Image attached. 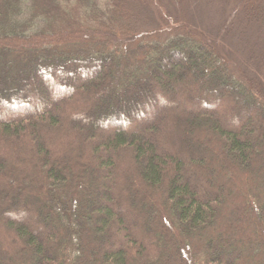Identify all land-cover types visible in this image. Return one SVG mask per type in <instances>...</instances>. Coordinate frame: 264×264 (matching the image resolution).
I'll use <instances>...</instances> for the list:
<instances>
[{"label": "trees", "instance_id": "1", "mask_svg": "<svg viewBox=\"0 0 264 264\" xmlns=\"http://www.w3.org/2000/svg\"><path fill=\"white\" fill-rule=\"evenodd\" d=\"M179 1L0 0V264H264V0L190 6L234 5L249 74Z\"/></svg>", "mask_w": 264, "mask_h": 264}, {"label": "rangeland", "instance_id": "2", "mask_svg": "<svg viewBox=\"0 0 264 264\" xmlns=\"http://www.w3.org/2000/svg\"><path fill=\"white\" fill-rule=\"evenodd\" d=\"M193 0H188L187 2H186V0H185V5H183V3H184V1H182V0H180L179 1V3L177 2V5H174L173 4V6L171 5L170 7H171V9H172V12H174L175 14H177L179 17H180V23L181 24H183V25H186V26H188L187 25V23L186 22H189V21H191V18L192 17H194V19H195V21H196V23L198 22L197 21V19H200V13H201V16L203 17V18H205V20L207 21V23H209L208 25L210 26V28L212 29H215L214 30V32H212V30H207L206 29V32H207V34H210V35H214V34H217V36H218V39L219 40H221V42L222 41H227V43H230L231 42V40H233V44L235 45V49L238 51V53L236 52V51H230V52H232L229 56H231L230 58V60L228 59V61L232 64V65H234V67L233 66H231L232 67V69L233 70H235L237 73L239 72V74H240V72H246V73H248V71H246V70H243V69H245L246 68V66L248 65V60L250 61V60H252V61H256L255 60V57L254 56H252V55H250V53L247 51V52H244V51H242L238 46H241V45H239V44H241V41H235V37H233V36H229L230 34L229 33H231V24L232 23H234V21H235V19H234V9L232 8V7H234V5H231L228 9H226V10H224L225 11V16L224 15H222V9H220V7L219 8H217L215 11H213L212 9H210L209 10V8H203L202 10H204V11H200V13H197L194 9H193V7H191V9H190V6L193 4ZM188 5V6H187ZM223 6V5H222ZM225 8H226V6H225ZM167 12V11H166ZM163 12L161 11V14H162ZM218 13V14H217ZM164 14V13H163ZM220 14V15H219ZM233 17V19L232 20H229L230 19V17ZM191 17V18H190ZM231 17V18H232ZM236 17V16H235ZM237 19V18H236ZM171 23H173L174 24V22H171ZM223 23H225V24H223ZM198 24V23H197ZM191 25V24H190ZM218 27H219V31H221L222 33H217V29H218ZM193 28H194V31H192V32H197V31H199V29L196 27L195 28V25L193 26ZM192 28V29H193ZM195 30H197V31H195ZM200 32V33H199ZM199 32H197V34L198 35H202V36H206L205 35V33L204 32H201V31H199ZM212 32V33H211ZM163 37H166V34L165 35H163ZM225 38V39H224ZM217 41L216 42V45H218V46H221V44L223 45V43H219L220 41ZM225 41H224V45H225ZM235 41V42H234ZM232 43V42H231ZM229 47V46H228ZM216 48V47H215ZM222 48H224V47H222ZM225 48H226V46H225ZM239 48V49H238ZM217 49V48H216ZM241 51L242 52H244L245 54L242 56L241 55ZM242 57L243 58H245L243 61H242ZM252 57H254V58H252ZM240 62V63H237V62ZM245 65V66H244ZM254 65V64H253ZM225 66V65H224ZM251 66V65H250ZM249 66V67H250ZM220 68H221V65H220ZM222 69V68H221ZM251 73H253V71H252V68H247ZM199 71V70H198ZM227 72V70L225 71V72H223V74H221V76L218 78V81H219V85H229L228 83H229V78H228V74L226 73ZM230 73H231V70L229 71ZM233 73H234V71H233ZM200 74V76H202L201 75V73H199ZM249 74V73H248ZM191 76V75H190ZM209 76V75H208ZM207 78H204V82H205V85H213V84H211L210 82H211V78L209 77V80H206ZM227 82V83H226ZM47 87V86H46ZM218 87V86H217ZM40 89H42V90H44L43 88H40ZM48 89V91H49V88H47ZM226 91H229V90H226ZM219 92V97H222V96H224V94H225V92L224 91H222V90H219L218 91ZM64 94H62L60 97H61V99L62 98H65V95H66V92H63ZM72 93H73V91H72ZM227 94V93H226ZM49 95H51V93L49 94ZM185 97V96H184ZM184 97H180V100H178V98L177 97H174V96H170L169 98H165L164 100H163V107L165 106V104H175L174 106L175 107H177V105L179 106L180 104L182 105L183 103H185V98ZM188 100L189 99H186V102H188ZM211 104H213V103H211ZM185 105H187V106H191L192 105V101H190V103L188 102V103H186ZM202 106V105H201ZM211 107H209V106H203V107H200L199 108V110L201 111V112H206V111H209V112H212L213 114H219V112H221V114H224V116H225V120L227 121V123L229 122V121H236V119H238L239 118V112H235L234 110H233V107L227 102V101H224V102H222V103H220V104H218L217 106H214V107H212V105H210ZM38 107V109H39V107L40 106H37ZM40 109H41V107H40ZM23 112H26V111H22V112H19V113H23ZM28 112V111H27ZM234 113V114H233ZM14 114H17V113H14ZM233 115V116H232ZM235 115V116H234ZM7 116V115H6ZM157 117V116H156ZM156 117H154V116H152L149 120H148V124H154L155 123V121H156ZM6 118V117H5ZM75 120H76V122L77 123H81L82 122V120H87V118H75ZM1 121V120H0ZM93 121V120H92ZM247 122L246 121H244V124H246ZM97 124V123H96ZM147 124V123H146ZM145 124V122L143 121V123H142V125L140 124V125H137L136 126V128H135V130H136V132L137 133H139L140 132V129H142V128H144L143 126L144 125H146ZM224 124V123H223ZM223 126H225V128H228L226 125H223ZM113 129V128H112ZM159 129H162V127H159ZM209 135V136H208ZM207 136V137H206ZM201 138H203V140H204V142H206L207 144H212L213 143V140L215 139V134H213V132H211V131H208V130H206V129H203L202 130V136H201ZM199 145L200 146H203L204 144L203 143H199ZM214 145H215V143H214ZM213 150H217V149H215V148H213ZM208 155V157H209V154H208V152L207 153H205V155ZM217 176V174H215V177ZM158 187V186H157ZM155 191L156 192H152V194L154 195L155 193H157V188L155 187ZM124 194V193H123ZM116 198L118 199V200H121L120 198V196L118 195V194H116ZM27 200V199H26ZM27 203H28V205H27V207L26 208H20L19 206H17L15 209H13L12 211H11V213L9 212H6V211H4L5 209H3L2 210V214H3V216H7V215H10L11 216V218H14L13 220H14V222H19V223H25V224H27L28 226L30 225L32 228H34V229H37L38 230V232H40V235L41 236H43V233H44V230H45V227H43L42 225V223H39L38 221H35V218H34V216H33V211H34V207H33V204H32V201L30 202V201H27ZM13 204V203H12ZM120 204H121V206H124V208L126 209L127 207H125V206H128V204L125 202V201H120ZM124 209V210H125ZM129 211V210H128ZM131 213V212H130Z\"/></svg>", "mask_w": 264, "mask_h": 264}]
</instances>
